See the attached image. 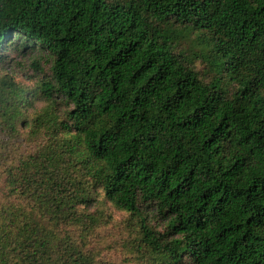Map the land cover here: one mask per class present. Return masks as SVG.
I'll use <instances>...</instances> for the list:
<instances>
[{
	"label": "trees",
	"instance_id": "16d2710c",
	"mask_svg": "<svg viewBox=\"0 0 264 264\" xmlns=\"http://www.w3.org/2000/svg\"><path fill=\"white\" fill-rule=\"evenodd\" d=\"M0 264H264V0H0Z\"/></svg>",
	"mask_w": 264,
	"mask_h": 264
},
{
	"label": "rangeland",
	"instance_id": "374dc122",
	"mask_svg": "<svg viewBox=\"0 0 264 264\" xmlns=\"http://www.w3.org/2000/svg\"><path fill=\"white\" fill-rule=\"evenodd\" d=\"M31 74V71H29L28 69L26 70H23V72L19 75L20 77H18L20 80H25L27 79V76H29ZM114 216L117 218V219H121L122 218V215H120L119 213H114Z\"/></svg>",
	"mask_w": 264,
	"mask_h": 264
}]
</instances>
